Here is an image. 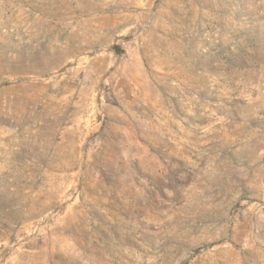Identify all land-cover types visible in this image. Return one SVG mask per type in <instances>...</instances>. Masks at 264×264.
<instances>
[{"label":"rangeland","instance_id":"obj_1","mask_svg":"<svg viewBox=\"0 0 264 264\" xmlns=\"http://www.w3.org/2000/svg\"><path fill=\"white\" fill-rule=\"evenodd\" d=\"M0 264H264V0H0Z\"/></svg>","mask_w":264,"mask_h":264}]
</instances>
